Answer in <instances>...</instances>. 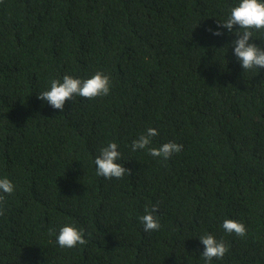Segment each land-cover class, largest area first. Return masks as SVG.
I'll return each instance as SVG.
<instances>
[{
  "label": "trees",
  "instance_id": "trees-1",
  "mask_svg": "<svg viewBox=\"0 0 264 264\" xmlns=\"http://www.w3.org/2000/svg\"><path fill=\"white\" fill-rule=\"evenodd\" d=\"M233 3L0 0V177L15 186L0 193V264H203L205 233L228 246L212 264H264V69L243 71L235 37L209 31ZM96 71L107 96H74L62 111L37 97L52 79ZM148 127L151 146L181 151H132ZM110 141L120 178L95 172ZM153 206L160 228L145 231ZM69 222L85 243L62 248L55 233Z\"/></svg>",
  "mask_w": 264,
  "mask_h": 264
},
{
  "label": "clouds",
  "instance_id": "clouds-1",
  "mask_svg": "<svg viewBox=\"0 0 264 264\" xmlns=\"http://www.w3.org/2000/svg\"><path fill=\"white\" fill-rule=\"evenodd\" d=\"M216 23L217 28L209 30L211 36L219 38L227 34L235 37L227 46L231 48L233 57L243 71L264 69V47L260 42L254 43L259 41L254 34H264V0H234L223 19L216 20ZM110 86L109 76L101 71H96L87 78L65 74L61 78L52 79L48 87L37 97L53 109L62 111L66 100H71L74 96L89 99L107 96ZM157 134V129L148 127L132 140V151L146 150L149 155L161 159H167L181 151L183 145L173 141L164 142L158 147L151 146L152 137ZM120 159L118 144L115 141L108 142L99 149V154L94 158L96 175L105 178L122 177L127 171L119 162ZM14 187L7 177H0V193L11 194ZM154 213L155 206L152 211L146 210L139 218L145 231L160 228L159 219ZM221 227L225 232L238 236H244L246 233L245 225L233 219L223 220ZM55 239L57 245L62 248H73L85 243L83 230L70 222L59 227ZM197 240L203 246V251L200 253L203 264H212L213 258L221 259L228 252L227 244L211 233L202 234Z\"/></svg>",
  "mask_w": 264,
  "mask_h": 264
}]
</instances>
